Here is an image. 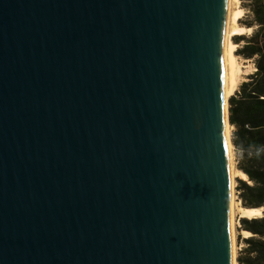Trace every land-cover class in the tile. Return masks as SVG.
<instances>
[{"label": "water", "instance_id": "95a60500", "mask_svg": "<svg viewBox=\"0 0 264 264\" xmlns=\"http://www.w3.org/2000/svg\"><path fill=\"white\" fill-rule=\"evenodd\" d=\"M226 9L0 0V264L233 263Z\"/></svg>", "mask_w": 264, "mask_h": 264}, {"label": "trees", "instance_id": "16d2710c", "mask_svg": "<svg viewBox=\"0 0 264 264\" xmlns=\"http://www.w3.org/2000/svg\"><path fill=\"white\" fill-rule=\"evenodd\" d=\"M244 11L241 25L248 35L237 36L235 51L253 66L238 90L228 100V122L233 128L231 143L240 152L237 169L247 180H239L242 204L264 207V0H240ZM242 228L252 234L243 239L245 249L237 264H264V217L241 219Z\"/></svg>", "mask_w": 264, "mask_h": 264}, {"label": "bare ground", "instance_id": "6f19581e", "mask_svg": "<svg viewBox=\"0 0 264 264\" xmlns=\"http://www.w3.org/2000/svg\"><path fill=\"white\" fill-rule=\"evenodd\" d=\"M240 0H227L226 18L223 33V46H222V65H223V92L225 102V139L227 145V153L229 158L230 167V180H231V195H230V225H231V242H232V258L234 261V239H235V225H234V212L235 210L239 214V219H260L264 217V207L261 208H247L243 206H237L234 201L233 189L235 180L240 179L246 181V176L232 167V143H231V131L232 128L228 123L227 113V101L235 93L237 74L239 73V65L237 63V57L235 51L237 44L233 42L234 37L243 35L245 32H250V29H246L238 25V20L243 16L242 10L238 7ZM239 76V75H238ZM239 235L242 239H248L252 237V234L248 231L241 230Z\"/></svg>", "mask_w": 264, "mask_h": 264}, {"label": "rangeland", "instance_id": "374dc122", "mask_svg": "<svg viewBox=\"0 0 264 264\" xmlns=\"http://www.w3.org/2000/svg\"><path fill=\"white\" fill-rule=\"evenodd\" d=\"M238 7L242 10L241 8V1L239 2L238 4ZM243 12V15H244V11L242 10ZM243 17V16H242ZM240 18L238 20V25L243 27L241 25L242 21H243V18ZM250 32H245L243 34L244 35H248ZM241 36V35H239ZM237 37V36H236ZM234 37L233 39V42L236 43L237 41V38ZM241 44H237V49L238 47L240 46ZM236 49V50H237ZM237 63L239 65V73L237 74V79L235 78V82H236V88H235V91L236 92L239 88V86L246 81V78L249 74H251L253 72V66L249 63V62H246L244 61L243 59H241L240 57H237ZM239 75V76H238ZM235 94V93H234ZM233 94V95H234ZM228 102V101H227ZM231 133L233 131V128L230 129ZM232 167L234 170H237V165H238V162H239V157H240V152H238L232 145ZM240 179H236L235 180V185H234V189H233V196H234V201L235 203H237L238 205L237 206H243L242 204V201H241V198H240V192H239V184H238V181ZM244 207V206H243ZM241 219H239V214L237 213V211L235 210L234 212V225H235V239H234V261L235 263L237 264V257L240 255L241 251L243 249H245V243L243 242V239L241 238V236L239 235V232L241 230H244L242 228V225H241Z\"/></svg>", "mask_w": 264, "mask_h": 264}]
</instances>
